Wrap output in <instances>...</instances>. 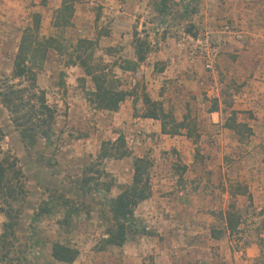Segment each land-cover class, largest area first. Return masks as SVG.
Returning a JSON list of instances; mask_svg holds the SVG:
<instances>
[{"label":"rangeland","instance_id":"1","mask_svg":"<svg viewBox=\"0 0 264 264\" xmlns=\"http://www.w3.org/2000/svg\"><path fill=\"white\" fill-rule=\"evenodd\" d=\"M181 1L172 0L161 19L151 0H88L75 4L72 25L57 31L52 19L62 0H0V77L10 75L21 31L33 13L40 15L41 35L55 37L61 46L50 51L36 81L58 111L50 146L43 140L26 145L0 106L1 148L16 157L27 189L23 202L14 206L22 212L13 234L6 231L0 238V264H61L50 255L55 242L77 250L72 264H264V246L259 249L260 239L264 241V120L258 118L264 111L259 95L264 72L230 64L229 49L235 46L229 41L243 51L246 25L225 16L219 22L208 18L212 28L199 14L180 19ZM216 1L221 9L222 0ZM200 2L201 12L205 0ZM261 9L259 4L256 12ZM135 33L150 41L149 53L135 72L123 71L126 61L135 60ZM188 35L210 39L217 50L211 69L193 56ZM79 39L93 42L94 62L121 89L136 88V104L127 97L114 112L88 104L90 78L71 64ZM143 94L177 121L188 115L199 139H188L185 132L164 135L159 121L142 118ZM213 107L216 116L210 115ZM231 119L238 132L227 128ZM119 136L130 156L103 160L94 168L107 174L100 183L113 182L110 192L78 191L84 169L96 163L102 143ZM134 157L152 164V196L134 211L144 233L128 236L122 247L106 246L107 201L130 183ZM237 185L250 200L237 193ZM227 212L240 214L233 233L226 230ZM6 221L0 213V235Z\"/></svg>","mask_w":264,"mask_h":264},{"label":"trees","instance_id":"2","mask_svg":"<svg viewBox=\"0 0 264 264\" xmlns=\"http://www.w3.org/2000/svg\"><path fill=\"white\" fill-rule=\"evenodd\" d=\"M87 1L62 0L60 7L53 13V28L60 31L70 27L75 4ZM151 1L161 19L168 15L172 0ZM187 8L188 6L182 7L178 18H185L188 15ZM133 42L135 60L126 61V65L121 67L123 71L135 72L149 53L147 40L140 39L135 33ZM92 45V41L79 39L75 46L74 58L71 61V64L78 66L92 83L93 90L85 91L88 104L94 109L107 112L116 111L127 97H132L133 104H136L139 100L135 92L136 88L131 89L132 91L121 89L115 79L109 78L105 68L94 62L93 55L89 51ZM60 48L58 39L41 35L40 15L33 13L31 23L21 31L16 52L12 57L10 75L0 77V106L8 113L10 122L22 141L31 147L36 145L39 140H43L46 146H50L53 142L58 111L55 106L49 105L45 91L37 86L36 81L38 72L43 68L50 51H59ZM140 100L145 106V112L141 117L159 121L162 134L176 136L185 132L186 138L195 142L199 139V135L195 132V121L188 115H184L181 121H177L171 112L164 111L160 102L151 100L147 94H143ZM216 110L217 107H213L211 112ZM226 126L237 132L239 130L234 119H231ZM3 138L4 134L0 129V213L4 214L7 219L3 224L4 230L0 238L5 237L6 231L13 234V228L22 212L20 206L17 208L14 206L21 204L27 196L25 176L16 157L2 150ZM129 156L130 153L125 147V140L122 136L113 142L102 143L95 158L96 163L85 167L77 190L84 193L104 190L109 193L114 184L112 181L99 182L103 173H99L97 169L94 170L96 164L107 159L120 160ZM132 168L130 183L120 186L119 193L107 201L110 216L105 230L104 244L106 246L122 247L128 236L144 233L134 217V211L140 203L152 196L150 175L152 164L146 157H134ZM104 176L107 177V174H103ZM236 190L238 194H246L247 198L251 199L250 194L245 191L242 185H237ZM68 202L67 199L64 200L65 205ZM230 207L234 208V205L231 203ZM73 210V213L77 211L74 208ZM224 218L227 232L233 233L240 223V214L235 215L227 212ZM259 242V249L262 251L264 241L260 239ZM50 255L55 262L72 264L77 258L78 252L69 246L55 242L51 246Z\"/></svg>","mask_w":264,"mask_h":264},{"label":"crops","instance_id":"3","mask_svg":"<svg viewBox=\"0 0 264 264\" xmlns=\"http://www.w3.org/2000/svg\"><path fill=\"white\" fill-rule=\"evenodd\" d=\"M186 1V3H185ZM248 0H222L219 4L222 8H218L216 0H205L204 7L200 12L201 2L200 0H183L181 1L179 13L184 6H188V15L185 18H180L183 20L188 19L191 15L198 18L204 19L205 24L212 28L210 19L217 18V22L221 21L225 16L227 19L232 20L236 24L246 25V36H245V49L243 51L237 50V45L232 41L230 43L234 44L235 47L229 49L232 61L230 62L234 68L243 69L245 72L258 73L259 70L264 72V0H252V3H246ZM191 2V3H190ZM260 2V3H259ZM190 3V4H189ZM261 6V14L256 12L258 6ZM254 5V8L253 6ZM258 5V6H257ZM204 17V18H203ZM210 18V19H208ZM219 20V21H218ZM192 24L197 25V21L193 19ZM214 24V23H213ZM214 28V27H213ZM226 40V39H225ZM150 43V41H148ZM150 45V44H149ZM242 57V58H241ZM244 58V59H243ZM243 67V68H242ZM255 86L259 84L255 83ZM260 97L262 103L264 102V83L261 85ZM259 101L258 103H261ZM211 116L215 115V112L210 113ZM217 115V114H216ZM215 115V116H216ZM256 117V116H255ZM215 118V117H213ZM212 118L213 123H217L215 119ZM218 118V116L216 117ZM258 118L264 120V111L258 114ZM147 119V118H145ZM152 120V119H149ZM217 120V119H216Z\"/></svg>","mask_w":264,"mask_h":264},{"label":"built area","instance_id":"4","mask_svg":"<svg viewBox=\"0 0 264 264\" xmlns=\"http://www.w3.org/2000/svg\"><path fill=\"white\" fill-rule=\"evenodd\" d=\"M186 43L190 46L193 56H199L205 60V68L211 69V58L216 55V48L212 47L210 39L204 37L203 39L188 35Z\"/></svg>","mask_w":264,"mask_h":264}]
</instances>
